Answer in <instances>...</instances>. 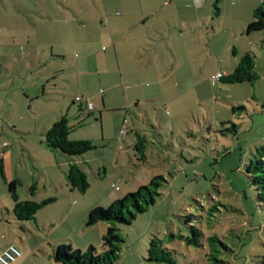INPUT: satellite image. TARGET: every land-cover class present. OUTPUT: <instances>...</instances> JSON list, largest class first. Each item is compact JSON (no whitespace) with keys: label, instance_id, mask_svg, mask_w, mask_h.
Segmentation results:
<instances>
[{"label":"rangeland","instance_id":"rangeland-1","mask_svg":"<svg viewBox=\"0 0 264 264\" xmlns=\"http://www.w3.org/2000/svg\"><path fill=\"white\" fill-rule=\"evenodd\" d=\"M134 1L138 0L131 2ZM224 1L213 0L216 21ZM227 2L229 6L232 3ZM262 2L260 0L258 5ZM254 8L249 14H254ZM180 10L192 14L183 8ZM247 11L248 7L241 14ZM221 17L224 20L226 12ZM246 29H237L230 42L223 29L211 35L216 42L210 47L207 31L201 37L188 27L189 32L183 36V49H179L182 65L178 66L177 74L171 64L161 85L150 76L143 84L129 88L131 81L126 76V81H121L114 90L116 104L120 107L112 109L105 106L106 97L101 100V108L90 93H86L89 88L98 87L94 63L69 72L70 92H85V96H78L90 99L95 106L88 115L86 104L76 103L68 113L69 124L75 126L71 139H88L95 145L80 157L72 159L48 148L46 131L53 123L45 112L39 111L42 106L33 104L30 115L26 112L22 115L29 118L23 125L30 128L16 129L10 113L9 127L0 131V144L9 140L11 148L8 149L12 154L8 166L25 180L19 194L23 199L31 198L36 202L50 198L53 201L37 211L35 220H18L8 186L0 180V251L10 243L20 247L22 256L14 264H62L53 258V246L59 244L82 250L93 245L101 253L105 250L102 238L107 224L88 226L91 209L108 208L114 201L163 174L168 184L162 188L164 195L156 205L140 214L131 225H121L124 242L120 258L114 264H151L147 261L148 248L154 234L168 239V246L176 249L179 264H206L205 238L202 239L205 246L196 247L169 235H190L194 225L201 227L206 236L216 234L226 244V247L217 245V255L223 260L220 264H264V204L259 202L246 171L256 148L264 145V29L250 34ZM58 39L63 40V37H56ZM197 43L201 46L196 47ZM166 48L175 60V53ZM246 52L255 56L257 79L236 84L213 79L219 70L221 73L234 71ZM143 60L148 66L147 57H139L129 64L133 75L139 72ZM10 69L15 73V66ZM26 76L31 82L28 88L31 92L42 90L35 81L36 74ZM116 79V74L110 78ZM7 81L9 87L5 90L9 96L19 93L27 99L23 89H12L13 82L21 84L19 78L10 76ZM135 81L140 82L138 76ZM98 90L102 98L106 87ZM60 91L61 85L57 92L53 90L48 94L54 98L53 104L57 103L56 94L60 95ZM234 106L236 111H233ZM60 114L58 111L55 116L60 117ZM80 114L85 116L81 122ZM122 128L126 129L124 136ZM137 132L148 138L144 162L138 159L134 148ZM41 142L46 147L43 152ZM72 162H77L87 172L90 187L84 194L73 189L69 182L67 174ZM113 183L120 188H113ZM32 184L36 185L33 194ZM210 207L215 208L214 212L209 211Z\"/></svg>","mask_w":264,"mask_h":264},{"label":"crops","instance_id":"crops-1","mask_svg":"<svg viewBox=\"0 0 264 264\" xmlns=\"http://www.w3.org/2000/svg\"><path fill=\"white\" fill-rule=\"evenodd\" d=\"M131 1L0 0V131L3 132L9 127L10 113L16 129L30 128L26 126L27 124L23 125L29 118L22 115H25V112L30 115L29 111L34 106H42L39 111L45 112L52 123L58 119L59 116H55L58 111H61L60 115L68 116L72 105L80 104L75 97L86 95L85 92H70L72 82L68 78L69 72L73 69H85L92 63L97 67L94 74L98 80V87L89 88L86 93H90L98 107L102 108L101 100L105 97L106 107L110 109L120 107L116 104L114 90L121 85V81H126V76L131 81L129 88L136 86L137 83L143 84L150 76L154 78V82L161 85L166 80L167 69L171 64L174 73L177 74L178 66L182 65L179 62L182 58L179 49L180 51L183 49V36L189 32L188 27H192L201 37L207 31L210 35L209 43L202 38L207 46L212 47L213 42H216L211 35L223 29L230 42L237 29L241 31L242 27H247L253 20V14H249V11L260 2L231 0L229 6L225 0L224 6H221L220 12L216 14L219 16L216 21L217 17L213 15V0ZM243 5L245 8L248 7L246 15L241 14L245 9ZM180 8L192 14H184ZM223 12H226L227 16L224 20L221 17ZM56 37H63V40H56ZM199 46L201 44L197 43L196 47ZM166 47L175 53V60L171 58ZM236 47L237 44L233 50ZM236 52L233 54L236 55ZM139 57H147L148 66L143 60L139 72L135 71L133 75L129 64L134 63ZM13 66L16 68L15 73L10 69ZM232 72L224 70L223 75ZM31 73L36 74L35 81L40 89L42 87L37 93L28 89L31 82L27 80L26 75ZM115 74L117 79L110 80ZM10 76L13 79H20L21 84L16 85L13 82L12 89H23L27 99L19 93L10 96L6 93L5 89L9 87L7 79ZM137 76L140 82L135 81ZM60 85V95L56 94L57 103L53 104L54 98L51 99L48 94L53 90L57 92ZM99 87H106V93L102 98ZM10 107L13 108V112L10 111ZM3 143L0 144V161L3 163L4 177L0 173V180L3 185L8 186V182L18 179L21 181V187H25L24 178L18 172L14 174L11 166H8L12 154L8 149L9 140H4ZM40 149L42 152L46 150L43 142Z\"/></svg>","mask_w":264,"mask_h":264},{"label":"trees","instance_id":"trees-1","mask_svg":"<svg viewBox=\"0 0 264 264\" xmlns=\"http://www.w3.org/2000/svg\"><path fill=\"white\" fill-rule=\"evenodd\" d=\"M262 29H264V0L261 5L255 8L253 20L249 23L246 30L250 34ZM257 78L255 56L251 52H246L235 70L223 76L220 80L224 84H236L253 81ZM239 108L244 107L240 106ZM236 109L234 106L233 111H236ZM90 114L91 111L88 115ZM80 117L81 122L85 116L80 114ZM74 128L75 126L69 124L68 116L61 115L53 123L52 127L46 131L48 148L52 151H61L72 159L80 157L95 148V145L90 140L71 139L70 136ZM147 141L146 135L140 132L136 133L134 148L141 162H144L147 157ZM0 171L4 177L2 161H0ZM246 171L250 176L251 184L256 190L259 202L264 204V145L256 148L254 156L246 166ZM67 175L73 189L79 190L82 194L87 192L90 187L87 172L77 162L70 164ZM165 184H168L166 176L163 174L157 175L149 184L140 186L137 191L129 192L123 198L114 201L108 208L94 207L91 209L88 214V226H93L100 222H106L107 224L106 233L102 238L105 250L99 253L93 245L86 250L74 249L72 246L65 244L54 245L53 258L55 261L62 264H114L120 258L121 244L124 242L121 225H131L140 214L155 206L157 200L164 195L162 188ZM8 186L10 196L14 201V214L18 220H35L37 211L53 201L52 198L42 202H36L31 198L23 199L19 194L21 181L18 179L8 182ZM35 190L36 185L32 184L30 187L31 193L33 194ZM214 209V207H210L209 211L214 212ZM169 235L174 240L176 238L184 239L188 246L196 247H204L202 239L205 238L208 246V251L205 253L207 257L206 264L223 263V260L217 255V245L220 243L226 247V244L216 234L206 236L201 227L194 225L191 227L190 235L181 233L179 235L170 233ZM167 240L156 234L151 236L148 248V262H151V264H179L176 249L170 248Z\"/></svg>","mask_w":264,"mask_h":264},{"label":"built area","instance_id":"built-area-1","mask_svg":"<svg viewBox=\"0 0 264 264\" xmlns=\"http://www.w3.org/2000/svg\"><path fill=\"white\" fill-rule=\"evenodd\" d=\"M223 76H224L223 73L218 72L216 75H213V79L220 80ZM76 100L81 103H85L89 111H92L95 108L93 102L90 99H85L82 96H77ZM121 133L124 136L126 134V129L123 128ZM113 187L117 190L119 189V185L117 183H114ZM21 256H22V250L20 249V247H18L16 244H10L0 253V264H13Z\"/></svg>","mask_w":264,"mask_h":264}]
</instances>
